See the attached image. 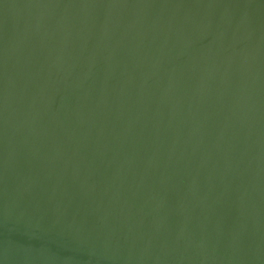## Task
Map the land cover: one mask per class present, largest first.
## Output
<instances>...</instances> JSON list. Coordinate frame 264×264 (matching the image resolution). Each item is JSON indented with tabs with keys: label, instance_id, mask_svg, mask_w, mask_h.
I'll return each instance as SVG.
<instances>
[{
	"label": "water",
	"instance_id": "1",
	"mask_svg": "<svg viewBox=\"0 0 264 264\" xmlns=\"http://www.w3.org/2000/svg\"><path fill=\"white\" fill-rule=\"evenodd\" d=\"M0 264H264V0H0Z\"/></svg>",
	"mask_w": 264,
	"mask_h": 264
}]
</instances>
